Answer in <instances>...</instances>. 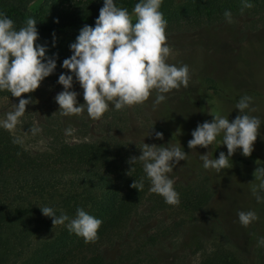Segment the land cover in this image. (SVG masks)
I'll return each instance as SVG.
<instances>
[{
	"label": "rangeland",
	"instance_id": "obj_1",
	"mask_svg": "<svg viewBox=\"0 0 264 264\" xmlns=\"http://www.w3.org/2000/svg\"><path fill=\"white\" fill-rule=\"evenodd\" d=\"M220 1L235 4L230 11L231 22L224 17L209 26L181 23L165 29L170 48L166 63L177 67L187 65L190 81L186 89L181 87L164 94L166 99L158 106L154 107L153 90L142 105L116 110L110 103L109 110L97 121L90 119L86 111L63 117L54 98L63 91L57 83L59 76L70 73L62 68L61 60L56 61L53 74L35 92L21 97L31 98L33 103L26 106L16 129L9 131L0 126L21 141L17 144L24 151L45 158L60 143L81 141L116 143L121 148H130L137 156L143 144L177 146L184 150L187 158L169 174L179 194V205L166 204L158 194H146L113 243L103 245L110 256H119L117 264H194L198 255L193 246L196 238L201 239L200 249L222 245L231 250L240 249L244 256L251 257L255 244L242 247L244 238L253 233L264 238V201L258 203L251 191V182L258 183L253 176L255 162L259 160L260 166H264V6H256L249 0L253 7L241 12L242 0ZM40 2H32L29 12H36ZM183 2L165 0L162 5L171 10ZM78 34L79 30L56 34L55 45H70ZM37 44L45 46L46 57L52 58L53 35L40 37ZM71 91L78 94L77 103L83 104V90L75 77ZM243 96L251 97L250 108L256 109L245 110L246 114L261 120L254 151L250 157H244L242 150L237 149L230 158L232 167L219 174L214 169H205L199 155L209 152L213 159L221 152L227 155L226 146L221 145L223 134L209 148L192 150L188 148L191 132L198 124L211 122L217 113L231 122L238 114L235 106ZM19 99L0 96V121L13 110V105H18ZM34 126L41 129L35 135L30 131ZM158 130L162 131L163 140L155 139ZM240 211H255L258 220L244 227L238 219ZM149 236L154 239L151 245L145 243ZM49 237L50 234L38 232L29 240L34 244ZM31 243L19 257L10 256L9 264L24 262L33 246Z\"/></svg>",
	"mask_w": 264,
	"mask_h": 264
},
{
	"label": "clouds",
	"instance_id": "obj_2",
	"mask_svg": "<svg viewBox=\"0 0 264 264\" xmlns=\"http://www.w3.org/2000/svg\"><path fill=\"white\" fill-rule=\"evenodd\" d=\"M161 4L162 0H140L130 15L126 8L117 7L114 0H103L95 26L85 25L79 30L75 42L69 46L72 55L62 62V68L70 74L62 73L57 81L63 87L54 98L61 116L70 117L86 111L90 119L97 121L109 110L110 103L116 110L142 105L155 90V107L166 99L164 94L188 87V66L166 63L170 48L166 43L167 21L159 11ZM252 7L249 0H242L241 12ZM224 16L231 22L230 11H225ZM54 22L58 23V20ZM36 24L37 21L30 17L16 30L13 20L0 12V91L6 90L12 97L20 98L18 105H13V110L0 121V126L9 131L16 129L25 115L26 106L33 103L31 98L21 97L35 92L56 68L55 56L46 57L47 48L36 43L39 39ZM74 77L83 90V104L77 103L78 94L71 91ZM251 102V97L243 96L235 106L238 114L231 122L217 113L211 122L198 124L191 132L188 148L192 150L209 148L223 134L221 145L226 146L227 155L221 152L217 159L210 158L209 152L199 155L205 169H214L218 174L230 169V158L237 149L242 150L244 157L251 156L261 127L259 118L245 112L256 110L250 108ZM40 130L37 126L30 129L33 135ZM155 139L163 140V133L155 132ZM13 142L21 141L15 139ZM140 152L139 157H130L127 163L143 162V171L151 185L149 191L163 197L166 204L178 206L179 194L169 174L187 158V154L181 147L155 144H143ZM255 163L253 176L258 183L251 182V191L259 203L264 201V195H261L264 193V166H260L259 160ZM130 187L137 192L143 190V179L134 181ZM39 209L44 217L51 218L52 225L66 226L69 232L83 238L85 244L95 243L98 239L102 220L82 208H77L75 218L63 211L57 216L48 206ZM238 219L247 227L258 220V216L255 211H240ZM259 244H264V238L258 241Z\"/></svg>",
	"mask_w": 264,
	"mask_h": 264
},
{
	"label": "trees",
	"instance_id": "obj_3",
	"mask_svg": "<svg viewBox=\"0 0 264 264\" xmlns=\"http://www.w3.org/2000/svg\"><path fill=\"white\" fill-rule=\"evenodd\" d=\"M34 1L0 0V12L13 20L16 30L28 18L35 19L39 38L77 31L85 25L94 27L103 6V0H40L39 8L32 13L28 6ZM251 1L264 6V0ZM139 2L114 0L117 7L126 8L130 15ZM234 7L232 1L184 0L171 10L161 4L159 11L167 21L166 29H171L181 23L196 27L219 23L225 11ZM57 20L58 23L54 22ZM132 22H136L135 17ZM69 46L55 45L50 55L61 62L72 55ZM9 95L6 90L0 91V96ZM15 139L0 129V264H9L10 256L19 257L29 249V238L38 232L50 237L31 243L30 254L21 264H117L119 256H110L103 245L113 243L150 193L143 162L127 163L130 157L139 156L116 143L81 141L60 143L45 158L24 151L13 142ZM141 179L144 187L137 192L130 185ZM45 206L53 208L57 216L63 211L70 218H75L77 208H82L102 220L98 239L85 244L66 226L52 225L51 218L44 217L39 209ZM261 238L254 233L244 238L242 247L255 244L251 257L244 256L240 249L222 245L200 249L201 239L196 238L193 246L198 255L194 264H264V244L258 245ZM153 242L151 236L145 240L147 245Z\"/></svg>",
	"mask_w": 264,
	"mask_h": 264
}]
</instances>
